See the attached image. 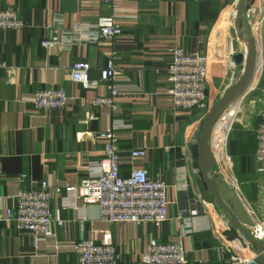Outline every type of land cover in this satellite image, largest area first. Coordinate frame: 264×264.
<instances>
[{
  "label": "crops",
  "instance_id": "crops-1",
  "mask_svg": "<svg viewBox=\"0 0 264 264\" xmlns=\"http://www.w3.org/2000/svg\"><path fill=\"white\" fill-rule=\"evenodd\" d=\"M237 4L238 0H123L121 6L138 9L139 18L122 20L121 35L108 40L98 28L110 21V10L101 0H0V9H16L24 23L18 29H0V264H77L74 252L54 249L61 241L80 239L114 243L117 264H142L150 238L181 236L186 264H222L221 255L251 252L227 213L200 197L201 174L193 167L192 151L201 114L174 109L166 74L172 48L203 52L209 102L220 97L241 71L242 63L233 59L245 49L234 28ZM240 26L253 34L246 6ZM54 29L61 34V44L43 47L40 40ZM260 33L264 42V22ZM109 59L120 71L117 83L122 86L115 96L116 113L107 105L93 106L97 97L110 95L106 83L84 88L70 79L73 61H87L90 78H98ZM45 87L61 88L74 102L60 109H35L30 94ZM240 98L213 126V175H220L251 218L264 225V174L256 172L253 155L255 130L264 113V82L242 102ZM99 131L119 134L121 176L139 167L167 185V218L158 226L107 222L92 201L83 199L80 179L103 167L104 144L92 136ZM134 148L145 150V156L132 157ZM23 172L29 175L27 187L45 178L59 187L50 201V217L67 224L52 220V234L45 241L3 218Z\"/></svg>",
  "mask_w": 264,
  "mask_h": 264
},
{
  "label": "built area",
  "instance_id": "built-area-1",
  "mask_svg": "<svg viewBox=\"0 0 264 264\" xmlns=\"http://www.w3.org/2000/svg\"><path fill=\"white\" fill-rule=\"evenodd\" d=\"M123 0H101L110 10V21L100 25L99 33L108 40L121 35L122 20L136 21L139 18L138 9L121 6ZM239 1V0H238ZM254 1L246 0L250 11L256 54L251 79L245 90L238 97H245L260 89L264 82V42L261 37V27L264 22V4L253 7ZM59 23V22H57ZM24 23L14 8L0 9V29H18ZM61 34L54 29L48 37L40 40L45 47H58L62 40ZM172 61L167 67L169 93L173 97L174 109H196L203 118L210 109L207 88V57L199 51L185 52L180 47L171 49ZM243 65V64H242ZM241 65V66H242ZM90 64L87 61L75 60L70 66V79L79 82L84 88L97 87L100 82L107 84L110 95L97 97L93 106L107 105L112 112L119 111L115 96L121 92L117 83L120 71L113 59H109L105 67L99 70L98 78H90ZM243 68V66H242ZM241 68V71H242ZM33 107L40 111L60 109L73 103L74 99L67 97L61 88L45 87L30 94ZM94 138L102 140L104 157L102 169L96 175L82 177L79 188L83 199L92 201L98 210L100 218L107 222H126L133 226L151 224L158 226L167 218L166 188L160 179L151 178L144 168H133L128 176L119 173L117 141L119 134L114 131H99L93 133ZM256 146L254 161L256 172L264 174V113L255 130ZM220 143L218 142V146ZM132 157L143 158L145 150L131 149ZM28 173H20L17 182L20 185L10 207L4 209L3 218L13 221L16 228L23 233L33 235L39 241H45L52 234L51 222L66 225L63 219L50 217V201L59 191V187L47 178L40 180L38 185L27 187ZM237 182V180H235ZM252 237L264 243V225L255 219L248 226ZM42 234V237H37ZM71 251L77 256V264H117L118 253L114 243H96L91 239L65 240L57 243L54 252ZM222 264H258L253 252L248 254L231 253L220 257ZM142 264H186L187 258L181 236L159 241L150 238L146 252L141 258Z\"/></svg>",
  "mask_w": 264,
  "mask_h": 264
},
{
  "label": "water",
  "instance_id": "water-1",
  "mask_svg": "<svg viewBox=\"0 0 264 264\" xmlns=\"http://www.w3.org/2000/svg\"><path fill=\"white\" fill-rule=\"evenodd\" d=\"M245 5L246 0L238 1L234 18V28L240 41L245 44V53L236 52L233 59L236 63L243 64L242 71L237 80L225 89L202 118L198 141L192 151V160L193 167L201 174V178L197 181L200 197L207 202L213 200L227 213L230 225L241 233L248 243L249 250L256 255L259 264H264V243L252 237L248 230V226L252 224L251 216L236 191L222 181L220 175H213L215 159L210 145L213 126L228 105L245 90L253 73L256 54L255 41L249 32L242 31L240 26Z\"/></svg>",
  "mask_w": 264,
  "mask_h": 264
},
{
  "label": "rangeland",
  "instance_id": "rangeland-1",
  "mask_svg": "<svg viewBox=\"0 0 264 264\" xmlns=\"http://www.w3.org/2000/svg\"><path fill=\"white\" fill-rule=\"evenodd\" d=\"M253 1L255 2L253 7L262 6V5L264 4V0H251V2H253ZM245 22H246V21H245ZM243 26H244V25H243ZM243 28H244V27H242V29H243ZM242 50H243V53H245V49L243 48ZM242 66H243V65H242ZM242 66H241V68H242ZM240 73H241V71H240ZM241 97H242V96H241ZM218 98H219V97H218ZM218 98L215 99V100L213 99L214 102H212V101H213V100H212L210 106H212V105L216 102V100H218ZM237 98H238V97H237ZM245 98H246V96H245V97L243 96L242 98L239 99V102H242ZM240 100H241V101H240ZM222 136H223V132H220V133H219V138L221 139ZM214 137H215V135H214ZM216 139H217V138H216ZM213 140L215 141V139H213Z\"/></svg>",
  "mask_w": 264,
  "mask_h": 264
}]
</instances>
